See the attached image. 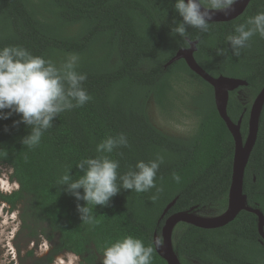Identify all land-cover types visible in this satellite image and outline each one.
I'll return each mask as SVG.
<instances>
[{
	"label": "trees",
	"instance_id": "1",
	"mask_svg": "<svg viewBox=\"0 0 264 264\" xmlns=\"http://www.w3.org/2000/svg\"><path fill=\"white\" fill-rule=\"evenodd\" d=\"M174 2L0 0V48L23 46L57 65L67 54H78L77 71L87 74L83 87L92 97L83 107L55 118L53 127L34 149L21 143L29 131L25 125L12 127L18 116L0 120V168L8 167L11 180L18 185V190L0 197L11 210L21 206V230L30 239L43 236L52 244L44 264H52L63 253L79 257L82 264H97L105 246L127 235L154 248L153 237H160L170 215L190 209L198 213L207 207H214L219 215L227 207L234 142L216 111L213 89L184 60L165 65L177 51L189 47V40L197 42L194 58L209 75L245 81L247 86L231 92L227 104L233 123L243 116L240 132L245 140L251 104L264 86V38L255 35L237 57L232 55L226 37L234 33L235 25L264 11V0H250L233 20L211 22L206 33L189 29L187 38L171 33L174 21L182 19L172 7ZM220 49H228L227 54L219 55ZM185 77L204 89L192 97L199 117L196 132L179 139L152 125L147 104L152 100L161 111L171 107L175 84ZM239 91L248 92L246 104L240 100ZM120 133L127 136L129 147L108 154L119 160L118 173L122 175L137 161L148 162L161 154L165 160L156 184L163 191L122 189L107 207L89 205L99 221L95 227L83 224L76 204L86 202H77L58 180L69 170V175L78 179L83 173L77 163L95 157L97 144ZM173 174L180 176L179 183L172 179ZM242 192L247 205L264 216V106ZM153 195L158 198L152 200ZM172 247L181 264H264V241L257 231V217L245 211L216 229L178 223ZM153 264H166L155 249Z\"/></svg>",
	"mask_w": 264,
	"mask_h": 264
},
{
	"label": "clouds",
	"instance_id": "2",
	"mask_svg": "<svg viewBox=\"0 0 264 264\" xmlns=\"http://www.w3.org/2000/svg\"><path fill=\"white\" fill-rule=\"evenodd\" d=\"M236 3L237 0H207L205 5L202 0H175L172 7L182 19L174 21L171 33L181 38L188 37L189 29L206 33L215 13L229 15L235 10ZM257 34L264 38V11L234 26V33L226 37L232 55L238 57ZM227 52L228 49H220L219 55ZM79 62L80 57L75 53L67 54L57 65L51 58L35 56L23 46L0 48V120L10 119L13 115L19 117L13 120L12 127L19 128L23 124L29 130L21 137L22 145L28 149L41 144L44 133L53 127L54 119L61 113L83 107L91 101L92 97L83 87L87 74L77 71ZM120 147H129L124 133L106 137L96 145L95 157H85L77 163L76 167L83 173L78 179H73L69 170L58 180V185L65 186L64 191L77 202H86L76 204L83 224L95 227L99 221L94 208L107 207L122 189L143 193L155 188L157 194L163 191L157 186L156 178L165 157L157 154L148 162L137 161L134 167L120 175L119 160L108 155ZM172 179L176 183L181 180L178 174H173ZM157 198V195L151 197L152 200ZM153 252L150 244L127 235L103 248L100 264H153Z\"/></svg>",
	"mask_w": 264,
	"mask_h": 264
},
{
	"label": "water",
	"instance_id": "3",
	"mask_svg": "<svg viewBox=\"0 0 264 264\" xmlns=\"http://www.w3.org/2000/svg\"><path fill=\"white\" fill-rule=\"evenodd\" d=\"M249 1L250 0H241L236 10L232 11L229 15L216 12L212 22H227L237 18L244 12ZM187 43L189 47L177 51L175 56L165 65V68L179 60H184L187 67L194 74L212 87L216 111L225 123L234 142V154L231 182L225 211L214 217L207 218L197 215L194 209L170 215L164 221L160 237L156 234L154 235L153 245L155 252L166 264H181L172 247V234L178 223L190 224L201 229H216L224 227L232 222L240 212L245 211L257 217V231L264 241V216L258 209L250 208L247 205L246 196L243 195L242 192L244 171L257 140L259 119L264 106V86L251 104L247 124V136L245 140H243L240 132L243 116L240 117L237 123H233L227 115V104L229 94L241 87H246L247 83L239 79L225 76L212 77L198 65L194 58L197 42L187 40ZM174 203L175 200L165 208L161 215V219L164 218Z\"/></svg>",
	"mask_w": 264,
	"mask_h": 264
},
{
	"label": "rangeland",
	"instance_id": "4",
	"mask_svg": "<svg viewBox=\"0 0 264 264\" xmlns=\"http://www.w3.org/2000/svg\"><path fill=\"white\" fill-rule=\"evenodd\" d=\"M207 5V0H202ZM204 87L185 77L175 84V97L171 107L164 111L157 108L151 100L147 104V114L152 125L163 134L179 138H189L196 132L199 117L192 97L200 93ZM242 103L249 101L246 91H239ZM12 171L8 167L0 168V195H9L18 190V185L11 180ZM20 205L11 210L0 197V264H44V257L52 248V244L43 236L30 239L21 230L19 218ZM200 212V213H199ZM197 215L214 217L217 211L214 207H207ZM99 258L97 264H100ZM52 264H82L81 259L70 253H63L54 258Z\"/></svg>",
	"mask_w": 264,
	"mask_h": 264
},
{
	"label": "bare ground",
	"instance_id": "5",
	"mask_svg": "<svg viewBox=\"0 0 264 264\" xmlns=\"http://www.w3.org/2000/svg\"><path fill=\"white\" fill-rule=\"evenodd\" d=\"M241 2V0H237V3L234 5V9L236 10V8L239 6V3ZM207 218V217H204Z\"/></svg>",
	"mask_w": 264,
	"mask_h": 264
},
{
	"label": "flooded vegetation",
	"instance_id": "6",
	"mask_svg": "<svg viewBox=\"0 0 264 264\" xmlns=\"http://www.w3.org/2000/svg\"><path fill=\"white\" fill-rule=\"evenodd\" d=\"M238 90V89H237ZM239 93V92H238Z\"/></svg>",
	"mask_w": 264,
	"mask_h": 264
}]
</instances>
